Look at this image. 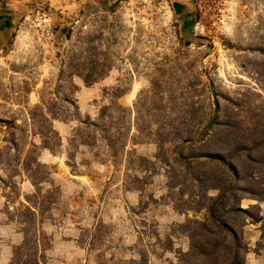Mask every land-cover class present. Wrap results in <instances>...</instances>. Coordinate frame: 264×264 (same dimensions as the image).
<instances>
[{
    "label": "rangeland",
    "instance_id": "rangeland-1",
    "mask_svg": "<svg viewBox=\"0 0 264 264\" xmlns=\"http://www.w3.org/2000/svg\"><path fill=\"white\" fill-rule=\"evenodd\" d=\"M201 1L39 10L0 52V264H264V0Z\"/></svg>",
    "mask_w": 264,
    "mask_h": 264
},
{
    "label": "crops",
    "instance_id": "crops-1",
    "mask_svg": "<svg viewBox=\"0 0 264 264\" xmlns=\"http://www.w3.org/2000/svg\"><path fill=\"white\" fill-rule=\"evenodd\" d=\"M99 0H3L0 8V52L12 45L25 21L36 11H42L48 21H53L61 33L68 32L78 20L83 9ZM104 4L118 0H100ZM176 17L189 27L197 19L196 0H170Z\"/></svg>",
    "mask_w": 264,
    "mask_h": 264
},
{
    "label": "trees",
    "instance_id": "trees-1",
    "mask_svg": "<svg viewBox=\"0 0 264 264\" xmlns=\"http://www.w3.org/2000/svg\"><path fill=\"white\" fill-rule=\"evenodd\" d=\"M85 80L88 84L89 80H91V79H89V80L85 79ZM92 82H95V81H92ZM210 128H211V126H209V128L206 130V136L209 135ZM187 141H190V140H187ZM187 141H184L183 143H187ZM210 158L213 162H219V163H222L224 166H226V168L230 174V179H232V181H230V184H231L230 189H232V191H233L236 189V187H239V181H242L241 172H240L239 168L234 163L231 162L232 160H227L226 158H224L221 155H214L212 157L210 156ZM234 180H235V182H234ZM238 190L242 191V189H239V188H238ZM231 211H235V210H231ZM224 228L227 229L225 226H224ZM228 230H230V229L228 228ZM230 234H231V239H232L233 245L235 246V248L236 247L239 248V245H238L239 241H238L237 236L231 230H230ZM232 250H234V248H232ZM38 263H40V262H38Z\"/></svg>",
    "mask_w": 264,
    "mask_h": 264
},
{
    "label": "built area",
    "instance_id": "built-area-1",
    "mask_svg": "<svg viewBox=\"0 0 264 264\" xmlns=\"http://www.w3.org/2000/svg\"><path fill=\"white\" fill-rule=\"evenodd\" d=\"M2 2H3V0H0V7L2 6ZM197 9H198V11H200V13L203 12V3H202V1L201 2H197Z\"/></svg>",
    "mask_w": 264,
    "mask_h": 264
}]
</instances>
